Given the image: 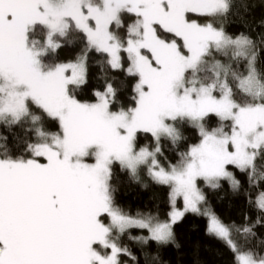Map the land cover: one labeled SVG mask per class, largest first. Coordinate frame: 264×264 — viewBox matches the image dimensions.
<instances>
[{"label":"snow or ice","instance_id":"1","mask_svg":"<svg viewBox=\"0 0 264 264\" xmlns=\"http://www.w3.org/2000/svg\"><path fill=\"white\" fill-rule=\"evenodd\" d=\"M77 42L75 59H58ZM91 52L104 57L94 102L77 97ZM109 69L135 79L131 105ZM0 126V264H139L125 235L151 264L179 247L174 225L189 212L207 220L232 264H264L255 231L264 227V17L243 0H0ZM185 127L198 141L181 150ZM116 165L169 189L167 219L117 204ZM221 181L243 192L255 222L225 224L206 206L200 182Z\"/></svg>","mask_w":264,"mask_h":264},{"label":"trees","instance_id":"2","mask_svg":"<svg viewBox=\"0 0 264 264\" xmlns=\"http://www.w3.org/2000/svg\"><path fill=\"white\" fill-rule=\"evenodd\" d=\"M248 3L251 9V16L255 19L264 17V0H243ZM255 4L253 8L252 5ZM133 18L125 15V25L132 22ZM238 24H232L228 27L230 33L240 31ZM126 34V26L124 30L120 31V35ZM83 42H77L73 44H66L59 50L58 59L61 61H70L75 59L77 53L83 48ZM104 59L100 54L91 52L89 53L88 68H87V83L82 86V89L77 92L78 99L82 101L92 102L95 100L93 96L94 90L103 91L105 81L102 79V73L100 70L99 61ZM111 75L117 77L114 84L120 88L119 99L125 107L132 104L131 96L132 85L136 82L134 78L127 77L123 72H111ZM216 120L213 117L211 124L215 126ZM49 130H57L55 124L48 125ZM184 134L187 140L181 146V150H184L187 144L196 143L198 141L197 133L194 129L185 127ZM2 126H0V132H4ZM17 131H19L17 129ZM5 134H8L5 132ZM9 135V141L12 142L11 135ZM151 138L144 139L141 134L139 143H150ZM163 151L168 160L175 163L177 156L171 145L167 141H163ZM162 163L167 165V161L161 158ZM258 163H260L258 161ZM115 176L113 184L116 187L115 199L118 205H120L126 212L135 215L137 211L140 212H152L159 213L162 219H167V213L170 211V205L168 200L169 189L164 186L154 184L146 175L141 177V182L138 183L132 180L127 172H121L119 166H115ZM238 178L242 181L244 189L248 190V185L245 177L237 174ZM261 189H264V184H261ZM260 189L252 188L249 191L253 199ZM207 199V205L213 212L225 223L236 225L244 223V217L247 214L249 222L253 223L257 217V211L254 207L249 206L247 198L243 192L239 195L233 193L226 181H221V187L212 190L208 189L205 193ZM207 220L194 213H186L185 216L174 225V232L176 236V242L179 247L169 245L159 250V261H152L151 264H232V253L225 245L216 239L215 237L206 234ZM257 236L260 239H264V227L257 226L255 228ZM133 235H138L137 230H132ZM253 244L256 242L253 241ZM121 244L127 245L132 252L140 257L139 264H145L143 257L141 256L140 247L129 240L127 235L121 238ZM147 251L155 253L157 251L155 244L149 245ZM264 251V249H261ZM127 257H121V260H127ZM129 264L131 262L129 261Z\"/></svg>","mask_w":264,"mask_h":264},{"label":"rangeland","instance_id":"3","mask_svg":"<svg viewBox=\"0 0 264 264\" xmlns=\"http://www.w3.org/2000/svg\"><path fill=\"white\" fill-rule=\"evenodd\" d=\"M120 34V33H119ZM125 61H126V56H125ZM125 67H127V63H125ZM95 101V100H94ZM94 101H92V102H94ZM166 166V165H165ZM144 175H146V170H141V177L142 176H144ZM200 186H201V188L203 189V191H204V193H206V191L208 190V189H210V188H207V187H205L204 185H203V182H200ZM177 207L178 208H183V201L182 200H178L177 201ZM133 230H135V229H133Z\"/></svg>","mask_w":264,"mask_h":264}]
</instances>
